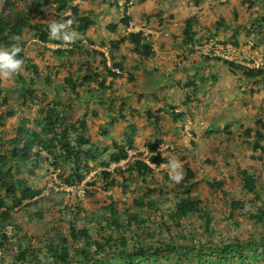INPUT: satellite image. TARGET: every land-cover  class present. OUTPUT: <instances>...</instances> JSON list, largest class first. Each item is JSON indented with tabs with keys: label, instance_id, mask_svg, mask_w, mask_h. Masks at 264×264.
Returning <instances> with one entry per match:
<instances>
[{
	"label": "trees",
	"instance_id": "16d2710c",
	"mask_svg": "<svg viewBox=\"0 0 264 264\" xmlns=\"http://www.w3.org/2000/svg\"><path fill=\"white\" fill-rule=\"evenodd\" d=\"M75 1L6 0L3 5H0V47L9 48L13 43H19L23 49L19 58L25 62L22 72L14 78L16 80L14 85L7 88L3 85V80H0V106L5 107L0 114V124H4L8 117L16 114L15 108L7 107L12 100L10 92L23 106L27 103L35 104L38 99L35 95L38 86L48 85L52 77L61 72V68L67 67L69 65L67 58L78 56L80 68H86V73L82 76L71 72L64 77L65 84L61 89L70 95L67 100H64L60 96L61 90L58 89V98L46 102L41 109L42 116L36 119V125L40 128L30 127L28 125L30 120L23 118L14 128V136L6 141L9 146L1 142L3 133L0 132V252L11 253L10 251H13L10 254V261L0 260V264H147L149 261L151 264H160L156 261L159 256H165V254L168 256V253L176 252L181 248L184 249L183 252L181 251L182 257L190 258L188 262L192 261L193 255H196L198 256L196 264H205L207 257L205 259L202 253L197 255L196 250L203 252L202 250L207 248V254H215L210 264H245L244 262L251 257L255 258L256 255L253 254H257L260 248L264 253V233H261L263 240L261 243L254 238L245 242L235 240L236 242L220 246L216 245L213 240L205 242L214 244V247H206L203 240H196L193 237V230L186 227L187 219L195 215L200 216L203 219L202 224H204L205 231L212 234L211 222L214 216L211 208L203 205L200 196L193 194L202 181L197 179L196 172L189 163L186 164L183 179L170 186L169 191L173 196L171 199L167 198L169 203L163 201L165 193L155 194L159 190L162 192V184L166 187L172 182L167 168L164 169L161 185L150 186V180L147 178L156 174L151 164L161 168L163 164L167 165L169 162L168 156L164 155L160 148L163 144L162 139L147 143L150 151L149 161L139 156H131L130 150L135 147L134 139L137 133L136 126L131 124L125 134L126 141L120 142L114 139L112 142L114 150L105 154L106 147L94 141L90 135H85L89 128L88 111L85 110L80 119L71 120L70 111L74 110V100L81 98L80 89L87 92L91 86L96 85L100 92L99 98L96 99H99L101 105H106L108 99L113 100V97L106 95L105 92H114L116 80L126 79L131 84V89L127 92L130 98L131 94L136 93L135 71L142 67L143 60L153 58L155 54L152 42L154 40L151 41L145 37L143 32L132 31L125 35L122 34L116 40L111 39L107 45L108 51L95 49L92 47L95 41L86 39L90 26L96 23L95 19L91 14H85L81 5ZM122 1L127 5L131 0L129 2L128 0H112L110 5L119 9ZM192 1L196 6L202 2V0ZM107 2L109 3L110 0ZM220 3L223 4V2ZM249 3L253 4L251 1ZM40 5L43 6L40 7ZM46 6L53 8L59 20L73 19L75 21L73 28L81 38L67 48L46 46L47 44H61L60 41L49 38V22L46 23L36 18L45 12ZM108 9L107 7L105 11ZM153 16L159 17L158 14L146 16L149 25ZM235 16L237 17V12ZM261 19L262 22L255 25L259 29L264 28V17ZM122 21L126 25L129 24L130 17L127 13ZM198 24V17L192 16L186 19L183 44L189 46V49H185L187 55L193 52L198 53L195 48L197 44H200L196 30ZM222 24H224V19L220 17L217 21V28L223 26ZM109 27L113 32L118 30V25L115 23L109 24ZM34 39L39 42L37 45L42 52L45 51L44 49L52 52L54 63L52 66L47 65L45 71L28 52L27 44L29 41L36 44ZM127 41L134 44V47L128 50V54L121 55V48ZM200 54L210 58L208 55ZM132 55L139 56L137 65L130 66L127 63V59ZM97 56H99L98 61L95 59ZM58 57L66 59L59 61ZM109 59L122 72H116L108 67ZM215 59L227 65L232 73H242L246 78L253 80L264 78V66L250 68L223 60L221 57H215ZM212 76L216 80V76ZM197 77L188 82L186 102L191 101L193 93L199 90V82L207 81V75L204 73H200ZM143 96H140V100ZM168 99L166 96L163 97L164 104L162 103L157 109L148 107L145 111L147 119L154 122L156 126L161 123L165 113L172 116L174 121L181 120L186 115L185 112L179 111L176 105L169 104ZM61 106L64 108L61 109ZM114 106L113 103L111 109ZM126 108L127 103L124 100L118 109V115H113L108 110L106 124L100 127L98 133L108 136L109 126L140 114L139 108L132 106L130 113L126 112ZM229 132L233 134V131ZM241 136L243 137L241 143L252 149L251 159L257 164L261 162L264 169V119L259 118L254 127L247 126ZM190 142L195 143L193 138ZM43 161L52 165L55 171L57 169L55 173L65 187H81L95 166L100 165L103 169L92 179L91 185L103 181L107 188L119 187L122 188V192H126L134 184L141 183L143 187L146 186L145 192L138 191L129 197L130 200L109 195L99 207L87 209L81 204L83 201L77 202L74 206L65 201H59L56 207L60 216L55 218L54 224L48 229L49 234L45 237H36L25 231L24 225L17 220L15 212L22 207L26 208L27 216H29L28 223L44 218L45 205L43 203L39 205V203L46 200L51 201V193L45 195L42 188L31 185L20 176L24 172L23 167L32 165L30 172L34 173V167L40 166ZM121 161L125 163L122 165ZM111 163H116L114 169L109 168ZM237 173L243 182V189L255 195L250 201L254 204V209L248 208L244 200L232 199L224 190V183L221 179H209L207 180L208 185L229 196L232 208L231 218L235 217L234 211L240 210L255 224H264V202L258 204L255 201L262 199L258 183L260 175L257 169L249 171L238 166ZM26 200L29 202L24 204ZM27 206L35 210L31 211ZM16 207L19 208L16 209ZM59 219L69 223V233L57 225ZM83 219H89V224L78 226ZM35 238L38 239L36 243ZM208 248L215 253H210L212 251ZM249 250L251 252L246 253ZM179 260L173 264H184Z\"/></svg>",
	"mask_w": 264,
	"mask_h": 264
},
{
	"label": "rangeland",
	"instance_id": "374dc122",
	"mask_svg": "<svg viewBox=\"0 0 264 264\" xmlns=\"http://www.w3.org/2000/svg\"><path fill=\"white\" fill-rule=\"evenodd\" d=\"M6 0H0V5H3ZM211 0H202L201 3H209ZM250 0L247 2L239 3L232 7L231 5L224 9V14L226 15V20L224 17L220 16V11L223 6L219 1H213L218 7L217 13L215 15H205L204 19L205 28L201 30L214 33L216 37L223 41L234 42L236 45L245 47H254L260 53L264 55V28L259 29L255 26L257 23H261L264 17V0H254L256 1V6L254 3L250 5ZM31 2V0H29ZM107 0H84L81 4V9L85 13L91 14L95 19V24H92L87 32L86 39L88 41L94 40L95 44L92 46L95 49H102L108 51L107 46L111 39L116 40L122 34L128 32L125 28H121L119 31H111L109 24L118 21L121 25V17L123 16L122 11L118 7L110 5ZM193 2V1H190ZM228 4V2H227ZM43 5H40L42 7ZM200 6V5H199ZM254 6V7H253ZM107 7L109 8L108 11ZM217 7H215L217 9ZM250 7V8H248ZM256 7V8H255ZM209 10V9H207ZM237 12V17L235 16ZM7 13V11H6ZM136 15L134 14V17ZM220 17L224 19V24H222L225 30H229L227 34L223 33L221 26L217 28L216 18L220 20ZM36 18L48 23L51 19H57L56 13L50 6L45 7V12L36 16ZM146 19V16H142L140 20ZM217 20V21H218ZM264 23V20H263ZM122 26V25H121ZM176 27V26H175ZM264 27V26H263ZM206 29V30H205ZM218 29L220 31H215ZM224 34V37H221ZM90 38H88V37ZM156 39V34L153 35ZM209 36V35H208ZM203 37V36H202ZM207 37V36H206ZM204 40V39H203ZM34 42L29 41L27 44L28 52L32 55L37 62H39L43 71L47 65H53L54 61L52 59L51 50H46L42 52L37 45L39 42L34 39ZM129 42V41H127ZM125 42L121 48V55L123 52H128ZM201 43V42H200ZM90 45V44H88ZM106 45V46H105ZM46 46L57 47V45L47 44ZM60 46V45H59ZM41 52V53H40ZM189 54V53H188ZM194 61V76H199L200 73L207 75V81H200L198 84L199 90L193 93V98L191 101L186 102L185 94L188 90L181 88L179 92H173L166 90L162 84V87L166 90L164 93L154 88V84L151 81L149 85L148 97H151L150 101H155L153 94H158L161 98L157 101L160 105L163 97L168 96L169 104L176 105L179 111L185 112V116L178 121H174L172 116L165 113L161 123L157 126L154 122L147 119L145 113L148 105L140 104V114L136 117H128V119L120 120L112 126H109L110 134L108 136L100 135L98 132L100 127L106 124L107 114L113 113V115H118V109L122 101H126L127 108L126 112L130 113L131 107H136L134 94H129L127 92L131 89L128 85L126 79H117L114 83L115 91H106V95H112L113 100L110 98L106 105H101L99 102L100 92L96 85L91 86L87 92L80 89L81 98L74 100V110L70 111L71 120L76 121L83 116L85 110L88 111V131L85 135H90V137L100 143L102 146L107 148L105 154L109 151L114 150L112 147V142L117 139L120 142L126 141V131L129 130L130 125L136 126V137L134 139L135 147L130 150L131 156H139L145 158L149 161L150 156L148 142H154L157 139H162L163 144L160 146L164 155L168 156L169 160L175 159L182 165L183 177L185 176L186 164L189 163L190 166L196 172L197 179L202 182L195 188L193 194H197L203 201V205H207L211 208L214 219L211 222V227L213 233H207L202 224L203 219L200 216L195 215L193 218L187 219L186 227L187 229H192L194 232L193 237L196 240H203L204 243L208 240H213L216 245H223L236 241H247L248 239L254 238L261 243L262 237L261 233H264V224H255L253 221L245 217L240 210L234 211V218L230 217L232 208L230 207L229 196L225 195L221 190H215L210 185H208L207 180L209 179H221L224 183L223 188L227 191L230 197L233 199L244 200L245 205L248 208L254 209V204L250 201L254 199L255 195L247 190L243 189V182L241 177L237 173V167L241 166L243 168L252 171L257 169L260 178L258 180L260 187V194L262 199L255 200L258 204L264 202V169L262 163L255 162L251 159L252 149L248 148L244 143H241V133L247 126H255L256 121L259 118L264 119V78L260 80H253L246 78L242 73H232L230 68L223 62H220L214 58H207L201 55L199 52L190 53ZM120 55V56H121ZM165 55V54H163ZM59 61L66 59L65 57H58ZM98 61L99 56L95 57ZM68 66L61 68L56 76L52 77L51 82L48 85L38 86V90L35 95L38 97L37 103L31 104L27 103L24 106L22 103L15 98L12 92L9 93L12 96V100L7 105V107L15 108L16 114L14 116L8 117L4 121V124H0V132L3 133L1 142L9 146L6 141L10 137L14 136V128L18 126L23 118H28L30 120L29 126L36 129L39 126L36 125V119L41 117V109L45 106L47 101L54 98H58L60 89V96L64 100H67L69 93L62 90L61 87L64 85V77L68 76L69 73L75 75H84L86 73V68H80V59L78 56H73L67 58ZM189 60V59H188ZM193 62L192 60H190ZM207 61V62H202ZM92 63V62H91ZM95 63V62H94ZM202 63L201 65H199ZM130 64V62H129ZM54 72V71H53ZM212 75L216 76V80ZM188 80V77H187ZM186 78L183 79V82ZM165 82V81H163ZM16 80L13 78L11 80H3V85L9 87L14 85ZM154 83H158L157 80ZM171 95V96H170ZM174 96L181 100H175ZM76 98L75 96H72ZM111 97V96H110ZM158 98H156L157 100ZM112 100V102H110ZM114 108L111 109V106ZM158 104V105H159ZM135 105V106H134ZM159 105V106H160ZM3 106H0V114L3 110ZM61 109L64 107H60ZM66 108V107H65ZM109 110V112H108ZM67 113V109L65 110ZM97 113V115H95ZM229 131H233L230 134ZM193 138L195 143H191L190 139ZM104 154V155H105ZM125 161H121L120 164H124ZM93 164V163H92ZM29 165V164H28ZM155 168L156 174L154 176L147 177L150 180V186L161 185L163 182L164 167L163 164L161 168H157L155 164H152ZM116 163H111L110 169H114ZM32 165L23 167L24 172L20 174L25 180H27L31 185H35L38 188L43 189V193L46 195L51 193V201H42L39 205H45V215L42 220L35 219L34 222L28 223L29 216H27L26 208L22 207L17 212H15L16 217L25 228V231L29 232L33 236L45 237L49 234V228L55 222V218L60 216V212L57 210L56 205L59 201H65L72 206L77 205V202H81L83 207H99L104 200L108 199L107 196L115 195L116 198H128L135 195L138 191L140 193L145 192V187L141 183L134 184L126 192H122V188L114 187L107 188L103 181H98L96 184L91 185L92 179L96 174L103 168L100 165H96L91 174L87 177V180L81 184V186L86 190L85 195H80L76 189L81 187H72L73 189H67L61 180L57 177L56 171L52 165L48 162L43 161L38 167H34V173L30 172ZM163 169V170H162ZM91 181V182H90ZM89 182V183H88ZM169 186H163L162 192L159 190L155 194H164V203H169L167 198H172L173 194L169 191L170 186L174 185V181L168 183ZM262 188V189H261ZM91 193V194H87ZM154 194V195H155ZM130 200V199H129ZM29 200L24 201L28 203ZM121 206L123 204H120ZM28 207V206H27ZM19 207H16L18 209ZM31 211L35 209L33 207H28ZM57 225L61 227L64 231L69 233V223L64 220H58ZM89 224V219H83L78 223V226H83ZM191 225V226H189ZM35 238V243L37 242ZM236 240V241H235ZM185 242V241H183ZM189 243V242H188ZM206 247H214V244L205 243ZM7 248V247H6ZM207 248H204L203 252H197L199 255L202 253L207 261L205 264H210L211 260H214L215 254H207ZM209 249V248H208ZM9 250V249H7ZM183 248L176 250V252L165 254V256H159L157 262L160 264H173L177 260L187 264H196L198 256L193 255L192 261L188 262L190 258L182 257ZM212 251V249H209ZM10 251V250H9ZM11 253L13 251H10ZM251 251H246L250 253ZM263 249L258 250L255 258L251 257L245 264H264V253ZM7 251L0 252V260L10 261L11 256ZM181 253V254H180ZM210 253H215L214 251ZM262 253V254H261ZM181 255V256H180ZM168 257V258H166ZM151 264V261L147 262ZM157 264V263H156ZM213 264V263H212Z\"/></svg>",
	"mask_w": 264,
	"mask_h": 264
},
{
	"label": "crops",
	"instance_id": "0c3cea01",
	"mask_svg": "<svg viewBox=\"0 0 264 264\" xmlns=\"http://www.w3.org/2000/svg\"><path fill=\"white\" fill-rule=\"evenodd\" d=\"M134 1V14L136 15L137 19H140L142 16H148L151 14L159 15V17L153 16V18L150 20V26H152L157 35L156 39L154 37L153 39H151V41L154 40L152 42L155 54L153 58L143 60L142 67H140L139 70L135 71L137 87L135 91L136 93L134 94L136 103H138L137 108L140 107V104H145L148 105V107L157 109L160 105L157 101L161 97L159 95L157 96L156 94H153L152 97L155 98V101H150L151 97H148L147 89L149 85L152 86L151 81L155 85L154 88L160 91V93H164L166 90L171 91V93H177L181 88L183 89L184 93V89L189 90L188 82L191 79L198 78L197 76H194L193 72V69L195 68L194 64L196 63V61L191 59V54L187 55V51H185V49H189V46L183 44V31L185 22L189 17H198L199 24L196 26V30L198 31V41H203V39H206L207 37L214 36L215 34L212 32L204 31V33H202L201 30L205 28L206 25L204 24V20L206 19H204L202 22V18L205 15L212 16L217 13L218 7L213 3V1L217 0H211L207 4L206 2L201 3L200 6H196L193 4V2H190L192 0ZM219 2L225 3L221 8L220 16L226 19V15L224 14L223 10L228 8L230 5L234 7L239 3V0H220ZM215 7H217V9ZM217 20L218 19L216 18L215 23L217 22ZM121 28H123V26L119 24L117 31H119ZM225 28L227 27L221 26L223 33L227 34L229 30L226 31ZM215 31L220 30L215 29ZM224 34L221 37H224ZM203 35L204 37H202ZM133 47L134 44H132L131 42L126 43L127 50H130ZM123 53L128 54L129 52ZM138 59V55H132L127 59V63L129 64L130 62V66L137 65ZM190 60H192L193 62H191ZM201 64L202 63H200L199 65ZM185 78L186 81L183 82V79ZM156 80L158 83L155 84L154 81ZM162 84L166 90L162 87ZM128 85L131 87V84L128 83ZM187 94L188 91L185 94V98ZM141 95L144 96L140 100ZM156 98L158 99L156 100ZM174 99L177 101L181 100L182 98L178 99L176 96H174Z\"/></svg>",
	"mask_w": 264,
	"mask_h": 264
},
{
	"label": "clouds",
	"instance_id": "9594fccd",
	"mask_svg": "<svg viewBox=\"0 0 264 264\" xmlns=\"http://www.w3.org/2000/svg\"><path fill=\"white\" fill-rule=\"evenodd\" d=\"M83 1L84 0H76L75 2L79 3L82 7L81 3ZM129 1L130 0H128V2ZM247 1L248 0H246V1L242 0V2H244V3ZM250 1H252L254 3V6H256V1H254V0H250ZM134 6H135L134 0H131L127 5H126V3H123V1H122V6L119 8V10H121L122 14H123V16L121 17V25L123 26V28H125V30L128 31V32H126V34L130 32L129 27H130L131 22L135 23V25H141V22L143 21L142 19L141 20L137 19L136 16L134 17ZM125 13H127L130 17V22L128 25H126L122 21V18L125 16ZM85 14H89V13H85ZM144 20L147 21V19H144ZM74 23H75V21L73 19H64V20L51 19L49 21V24H48L49 38L51 40L60 41L62 44V45L58 44L57 47L67 48L70 45L74 44L78 39L81 38L80 34L73 28ZM115 24H117L119 26L120 23H118V21H116ZM151 28H152V26H151ZM132 32H137V31H132ZM138 32H141V31H138ZM153 37L154 36H151L149 39H153ZM14 39H18V38H14ZM200 42H202V41H200ZM53 45H55V44H53ZM52 48H54V47H52ZM22 50L23 49L19 45V43H13L12 46L9 48L0 47V80H11L22 72V70L24 68V63H25L23 59L19 58V54L22 52ZM108 58H109V56H108ZM115 67H117V66H115ZM164 167L167 168L169 178L172 181L179 183L183 179L182 165L180 164L179 161H177L175 159H171V160H169L168 164L165 165ZM66 188L69 189L71 187H66ZM85 193H86V190H85Z\"/></svg>",
	"mask_w": 264,
	"mask_h": 264
},
{
	"label": "built area",
	"instance_id": "2783aa9c",
	"mask_svg": "<svg viewBox=\"0 0 264 264\" xmlns=\"http://www.w3.org/2000/svg\"><path fill=\"white\" fill-rule=\"evenodd\" d=\"M129 30L141 31L148 38L156 34L155 30L151 28L146 20H143L141 25H135V23L131 22ZM195 48L199 53L208 55L210 58L221 57L223 60L236 62L250 68L264 66L263 53L256 51L257 49H254L252 45L250 47L239 46L234 42L223 41L216 36H210L200 44H197ZM108 67L116 72H121V69L115 67L110 60H108ZM69 189H72V187ZM76 191L80 195L85 194V190L82 187L78 188Z\"/></svg>",
	"mask_w": 264,
	"mask_h": 264
}]
</instances>
